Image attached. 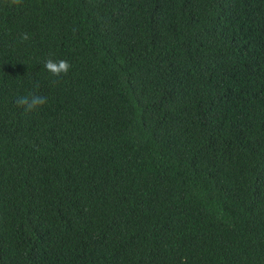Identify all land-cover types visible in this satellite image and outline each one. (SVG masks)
<instances>
[{"label":"trees","instance_id":"obj_1","mask_svg":"<svg viewBox=\"0 0 264 264\" xmlns=\"http://www.w3.org/2000/svg\"><path fill=\"white\" fill-rule=\"evenodd\" d=\"M0 264H264V0H0Z\"/></svg>","mask_w":264,"mask_h":264},{"label":"clouds","instance_id":"obj_2","mask_svg":"<svg viewBox=\"0 0 264 264\" xmlns=\"http://www.w3.org/2000/svg\"><path fill=\"white\" fill-rule=\"evenodd\" d=\"M21 0H10L11 5H18ZM29 36L27 33L21 34V40H28ZM69 63L66 60H60L54 62L48 60L45 62V68L50 71L53 75L59 76L61 73H67L69 70ZM47 102L46 97L41 95L32 94L30 97L22 96L16 100L18 106L25 107L26 110L31 111L35 108L44 105Z\"/></svg>","mask_w":264,"mask_h":264}]
</instances>
